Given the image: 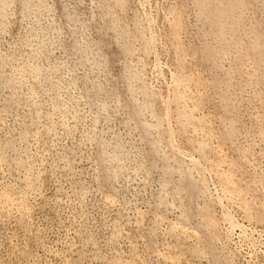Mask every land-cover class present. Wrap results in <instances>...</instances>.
<instances>
[{"label": "rangeland", "instance_id": "rangeland-1", "mask_svg": "<svg viewBox=\"0 0 264 264\" xmlns=\"http://www.w3.org/2000/svg\"><path fill=\"white\" fill-rule=\"evenodd\" d=\"M0 264H264V0H0Z\"/></svg>", "mask_w": 264, "mask_h": 264}]
</instances>
